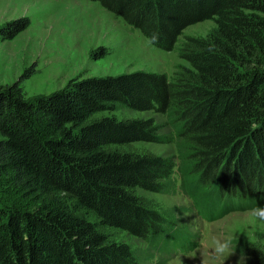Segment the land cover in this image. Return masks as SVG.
<instances>
[{"label":"trees","instance_id":"trees-1","mask_svg":"<svg viewBox=\"0 0 264 264\" xmlns=\"http://www.w3.org/2000/svg\"><path fill=\"white\" fill-rule=\"evenodd\" d=\"M87 1L166 52L191 25L209 20L215 28L185 38L178 57L187 65L171 78L138 70L71 79L34 98L19 82L0 87V194H13L0 204V264H141L117 234L161 240L164 216L140 192L173 190L176 159L198 205L220 194L216 215L257 206L247 200L264 203L256 179L264 172V0ZM118 107L170 121L184 140L180 153L134 148L158 142L161 127L154 117L120 120ZM189 153L195 160H185ZM196 174L217 175L214 190L202 191L207 180L193 187ZM239 251L245 264H264V248L241 243Z\"/></svg>","mask_w":264,"mask_h":264},{"label":"rangeland","instance_id":"rangeland-1","mask_svg":"<svg viewBox=\"0 0 264 264\" xmlns=\"http://www.w3.org/2000/svg\"><path fill=\"white\" fill-rule=\"evenodd\" d=\"M25 24V29L13 39L0 40V87L19 82L27 98L50 95L71 79L116 76L138 70L163 73L171 78L179 66L187 65L178 57L185 38H204L215 28L209 20L191 25L183 30L174 49L166 52L151 45L138 30L97 2L0 0V36L8 28ZM93 52L97 53L95 57L91 55ZM114 115L120 120L154 117L160 125L159 141L135 143L133 147L137 150L166 158L180 153L184 140L177 139L175 128L164 117L122 107ZM193 156L189 153L185 160H195ZM176 164L173 190L140 192L164 216L161 240L146 242L117 234V239L129 243L141 256V264H245L247 258L239 251L241 243L264 248V203L247 200L244 206H257L243 210L227 208L216 215L221 211L220 194L217 191L214 195L204 194L209 199L198 205L190 198V191L185 190V174L178 169L181 168L178 159ZM197 179L207 180L201 186L207 193L216 183L217 175L196 174L195 178L190 177L193 187L198 186ZM239 179L235 173L231 179L233 186ZM256 179L264 185V172ZM6 191L1 189L2 205L5 198L13 199L12 192ZM153 244L157 245L154 249Z\"/></svg>","mask_w":264,"mask_h":264},{"label":"bare ground","instance_id":"bare-ground-1","mask_svg":"<svg viewBox=\"0 0 264 264\" xmlns=\"http://www.w3.org/2000/svg\"><path fill=\"white\" fill-rule=\"evenodd\" d=\"M4 26V25H3Z\"/></svg>","mask_w":264,"mask_h":264}]
</instances>
